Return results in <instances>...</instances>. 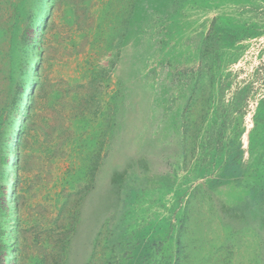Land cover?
I'll list each match as a JSON object with an SVG mask.
<instances>
[{"label":"rangeland","instance_id":"rangeland-1","mask_svg":"<svg viewBox=\"0 0 264 264\" xmlns=\"http://www.w3.org/2000/svg\"><path fill=\"white\" fill-rule=\"evenodd\" d=\"M0 264H264V0H0Z\"/></svg>","mask_w":264,"mask_h":264}]
</instances>
